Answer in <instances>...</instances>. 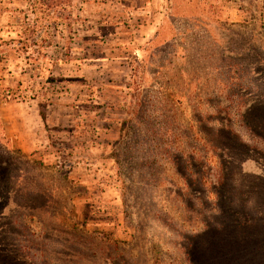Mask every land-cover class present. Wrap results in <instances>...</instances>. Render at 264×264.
Returning <instances> with one entry per match:
<instances>
[{
	"label": "rangeland",
	"instance_id": "rangeland-1",
	"mask_svg": "<svg viewBox=\"0 0 264 264\" xmlns=\"http://www.w3.org/2000/svg\"><path fill=\"white\" fill-rule=\"evenodd\" d=\"M16 244L37 264H264V0H0Z\"/></svg>",
	"mask_w": 264,
	"mask_h": 264
},
{
	"label": "flooded vegetation",
	"instance_id": "flooded-vegetation-1",
	"mask_svg": "<svg viewBox=\"0 0 264 264\" xmlns=\"http://www.w3.org/2000/svg\"><path fill=\"white\" fill-rule=\"evenodd\" d=\"M20 245L16 244L12 249L0 248V264H37L35 260H27Z\"/></svg>",
	"mask_w": 264,
	"mask_h": 264
},
{
	"label": "trees",
	"instance_id": "trees-1",
	"mask_svg": "<svg viewBox=\"0 0 264 264\" xmlns=\"http://www.w3.org/2000/svg\"><path fill=\"white\" fill-rule=\"evenodd\" d=\"M40 115H41V117H42L43 119L46 118L45 113H44L42 110H40Z\"/></svg>",
	"mask_w": 264,
	"mask_h": 264
}]
</instances>
